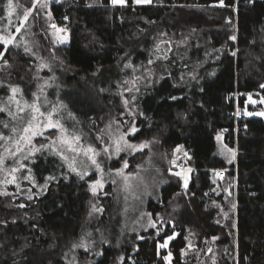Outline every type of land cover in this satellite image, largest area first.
I'll return each instance as SVG.
<instances>
[{
    "label": "trees",
    "instance_id": "obj_1",
    "mask_svg": "<svg viewBox=\"0 0 264 264\" xmlns=\"http://www.w3.org/2000/svg\"><path fill=\"white\" fill-rule=\"evenodd\" d=\"M2 1L6 10L7 0ZM49 9L52 19L68 28L69 42L53 50L72 77L92 78L123 59L136 66L123 76L154 68L152 82L136 99L139 129L133 138L157 137L168 150L181 144L191 155L187 187L178 176L167 175L160 197L146 205L167 220L165 236L176 232L165 248L172 264H209L213 251L215 264H264V0H223V5L221 0H126L124 5L60 0ZM35 27L44 55H52L47 37ZM162 40L188 45L193 59L188 74L180 77L181 69L159 57ZM2 59L13 61L14 78L29 76L32 64L15 45L6 48ZM108 90L101 99H107ZM245 93L259 96L261 103L245 105ZM244 105L260 114L235 117ZM98 115L88 113L84 120ZM219 130H224L225 143L235 146L229 164L214 153ZM144 155L145 150L129 154L128 161L132 165ZM218 168L225 169L219 178L214 176ZM233 181L232 199L225 188L232 190ZM45 184L44 192L32 199L0 194V264H68L64 251L84 218L87 182L59 176ZM99 199L108 211L110 197ZM218 204L228 212L223 220ZM150 233L142 231V239L126 237L120 247L104 246L91 264H113L119 255L129 264H165L164 249L158 248L162 237ZM187 236L201 250L184 259Z\"/></svg>",
    "mask_w": 264,
    "mask_h": 264
},
{
    "label": "rangeland",
    "instance_id": "obj_2",
    "mask_svg": "<svg viewBox=\"0 0 264 264\" xmlns=\"http://www.w3.org/2000/svg\"><path fill=\"white\" fill-rule=\"evenodd\" d=\"M132 1L133 4L136 3L135 0ZM54 2L56 0H49L46 8L33 9L24 26L17 32L16 28L20 26L23 10L32 7V4L24 6L13 2L14 6H18L9 16L8 9H4V1L0 0V36L13 37V43L10 45H15L22 51L32 64L31 70L30 67L26 70L29 73L26 75H31L30 80H27L29 76H25L22 80L14 78L13 61L3 60V56L0 57V107H5V111L0 112V136L4 137L0 139V158L3 159V164H0V194H11L13 199L18 197L32 199L33 196L44 192L45 182L49 177L52 180H56L59 176L65 181L71 177L80 180L77 172L86 171L88 174L83 179L87 182L89 198L80 227L64 251L68 264H91L102 256L104 246L120 247L125 243L126 237L134 236L136 239H142L145 236H142L141 232L149 230L151 231L149 237H162L158 248L164 249L160 252L163 251L165 264H172L171 258L165 259L170 254L165 248L169 242L168 237L173 238L176 232L165 236L167 220L158 213L153 215L147 210L146 205L149 199L157 200L160 197V188L165 183L167 175L180 173L176 176L180 178L181 185L185 187V180L187 184L189 183L192 171L191 155L181 144L168 150L160 147L157 137L145 140L133 138L132 127L139 129L137 118L140 113L137 110L136 99L152 82L154 68L148 65L141 72L132 71L127 76H123V73L136 67L127 59H123L111 67L100 69L92 78L72 77L63 65V60L53 50L54 45H66L69 42L66 24H58L52 19L49 7ZM52 25L56 27L53 28ZM34 27L41 33L42 38L47 37L52 55H44L45 52L40 48V43L34 35ZM56 29L63 30L59 36L66 42H60ZM174 42L162 40L157 45V54L163 60L169 59L171 65L181 69L179 76L182 77L188 74L186 72L189 67L188 62L192 65L193 59L188 53V45L177 42L174 44ZM26 47L30 51L25 52ZM6 48L2 45L1 51L5 53ZM111 83H113L111 89L108 90ZM13 87H18L21 91L16 94L15 100L10 101ZM107 90V99H101L102 91ZM17 100L19 106L15 102ZM34 102L45 113L55 108L53 119L60 122L64 131L59 128L43 129L42 135L32 138L31 145H26L23 151L12 156L10 152L15 151L16 147L14 141L23 134L22 130L30 119V109L26 104L30 105ZM244 103L256 105L261 103V98L252 93H245ZM245 105L236 109L235 117L260 114V111L250 110ZM19 107H23L24 112H20ZM9 111L16 114L15 118L8 114ZM96 112L99 113L97 117L91 116L88 121L84 120L86 114ZM5 124L8 126L5 127ZM121 135H124L130 144L139 146L148 142V146L143 149L139 147L135 150L125 149L117 155L113 141ZM223 135L224 130L215 133L214 153L229 164L235 160L236 150L235 146L231 147L225 143ZM73 136L80 137L76 146L81 148L91 146L100 153L96 157L100 163L99 170L82 153L77 155L68 151L67 146L61 143V138L71 140ZM104 148H108L109 152L105 153ZM141 150H145L143 159L131 165L128 161L129 154ZM62 156H67L68 160L65 161ZM74 156L77 172H72L68 167ZM125 161L128 163L127 168H123ZM13 168L16 169L14 173ZM120 168H123L122 175L116 173V169ZM13 176L15 180L8 183ZM125 176L128 177L127 181ZM96 180H100L103 187L97 188L96 193L93 194L90 186ZM230 185L232 190L226 187L225 192L233 199L234 181ZM99 195L110 197L108 211L105 210ZM218 205L223 220L228 212L222 209L223 204ZM232 206L234 207V203ZM171 224L172 222L168 225ZM165 241L167 245L161 247ZM131 245L133 249L136 248V244ZM208 249L207 247L206 252L209 251ZM198 250L201 249L196 247L193 238L187 236L186 247L181 250L182 257L189 259L192 252L196 256ZM209 259L211 260L209 264L216 263L215 251L209 254ZM113 264L129 263L123 255H119Z\"/></svg>",
    "mask_w": 264,
    "mask_h": 264
},
{
    "label": "snow or ice",
    "instance_id": "obj_3",
    "mask_svg": "<svg viewBox=\"0 0 264 264\" xmlns=\"http://www.w3.org/2000/svg\"><path fill=\"white\" fill-rule=\"evenodd\" d=\"M57 3L60 2V0H56ZM136 3H150L151 0H135ZM49 3V0H32V7L30 8H26L23 10V15L22 18L20 20V26L16 28V31L19 32L21 30V28L24 26L25 22L28 20L29 16L32 14L33 9L39 7V8H46L47 5ZM111 3L113 5H124L125 4V0H111ZM221 4L223 5V0H221ZM18 6V5H17ZM13 4V0H7V9H8V15L11 16L15 10L16 7ZM65 19H67V17H65ZM53 28H55V25H52ZM63 30L62 29H56V33H57V38L60 39L61 43L66 42L62 37L59 36V33H61ZM231 39H235V37H231ZM13 43V37L11 36H0V44L4 45L5 48ZM30 51L27 47L25 48V52ZM4 55V52L0 51V57H2ZM261 87H264V85H261ZM21 91L20 88L18 87H13L11 88V92H12V96L9 97L10 101L15 100V96L17 93H19ZM35 95V94H34ZM17 103V105L19 106V101H15ZM125 103H127V101H125ZM26 107L30 109V119H28L27 125L23 128L22 132L23 134L20 135L19 139L15 140V151L10 152V155L15 156L17 152H21L24 150V147L26 145H31L32 142V138L37 136V135H42L43 134V129H56L59 128L61 131L63 130V126L60 124V122L58 120H54L53 119V114L56 111L55 108H53L52 111L50 112H42L40 109V106L37 103H32L30 105L26 104ZM18 110L20 112H24V108L23 107H19ZM5 111V107H0V112H4ZM10 116H12L13 118H15V113H12L11 111H9L8 113ZM264 115V114H262ZM41 118H44L43 120H41ZM5 127H7L8 125L5 124ZM13 131L15 132V129H13ZM138 131L137 128L132 127L131 129V133H136ZM0 139H4L3 136H0ZM99 139V137H98ZM80 141V137L79 136H73L71 138V140L66 139V138H61V143L67 146L68 151H71L77 155H80L81 153L87 158V160L91 161V163L93 165L96 166V168L99 170L100 169V163L97 161L96 157L100 154L99 152H97L93 147L89 146L87 148H81L78 147L76 145H78ZM114 151L115 154H119L120 152L124 151L125 149H132L135 150L138 147L140 149H143L145 147L148 146V142H144L142 144H140L139 146L137 145H133L128 143V141L125 139L124 135L119 136L118 138H116L114 141ZM6 151H8V149H6ZM33 151H36V149H33ZM103 151L105 153L109 152L108 148H104ZM62 159H64L65 161L68 160L67 156H62ZM109 158H111L109 156ZM0 164H3V159L0 158ZM76 165V158L75 156L72 158L71 162L68 163V167L72 172H77V168L75 167ZM128 167V163L127 161L124 162L123 164V168H127ZM123 168L120 169H116V173L118 175H122L123 174ZM16 171L15 168L12 169V172L14 173ZM189 171H191V169H189ZM88 173L86 171L84 172H77V175L80 176L81 179L84 178V176H86ZM176 175H180V173H176ZM219 175V174H217ZM29 179H31V177H28ZM49 179H51V177H49ZM128 177L125 176V181H127ZM15 180V177L13 176L12 180H9L8 183H12ZM185 187H187V180H185ZM91 190L93 192V194L96 193L97 188H102L103 185L101 183L100 180H96L91 186ZM30 198V197H29ZM93 210L95 211V205H93ZM169 240L172 239V237H168ZM215 239V238H214ZM167 245V241H165L164 245H161V247H164ZM170 255L168 257H165L166 260H168L170 258Z\"/></svg>",
    "mask_w": 264,
    "mask_h": 264
},
{
    "label": "built area",
    "instance_id": "obj_4",
    "mask_svg": "<svg viewBox=\"0 0 264 264\" xmlns=\"http://www.w3.org/2000/svg\"><path fill=\"white\" fill-rule=\"evenodd\" d=\"M235 112L236 111H234V115H235ZM184 158L185 157H182V159H184ZM233 169H235V167H233ZM217 174H219V175H217ZM223 175H224V168L223 169L222 168L215 169V173H214L215 177L219 178V177H222ZM235 187H236V184H235V181H234V193L236 192Z\"/></svg>",
    "mask_w": 264,
    "mask_h": 264
}]
</instances>
